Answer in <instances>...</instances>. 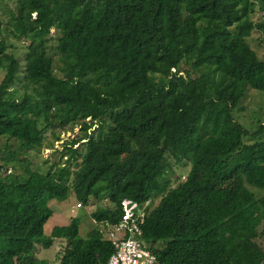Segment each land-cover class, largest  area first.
I'll use <instances>...</instances> for the list:
<instances>
[{
	"label": "trees",
	"instance_id": "16d2710c",
	"mask_svg": "<svg viewBox=\"0 0 264 264\" xmlns=\"http://www.w3.org/2000/svg\"><path fill=\"white\" fill-rule=\"evenodd\" d=\"M257 3L264 10V0H17L12 34L27 41L19 99L9 90L21 62L0 15V138L18 143L0 157V264H50L34 254L55 238L65 241L59 264H106L104 232L130 197L158 202L139 226L159 264H264V193L249 188H264V120L249 131L234 115L264 72L246 40L258 27L264 43ZM76 126L64 162L14 171L18 151ZM170 159L190 162L177 186ZM72 194L114 207L93 213L102 228L85 237L76 217L46 234L50 199Z\"/></svg>",
	"mask_w": 264,
	"mask_h": 264
},
{
	"label": "rangeland",
	"instance_id": "374dc122",
	"mask_svg": "<svg viewBox=\"0 0 264 264\" xmlns=\"http://www.w3.org/2000/svg\"><path fill=\"white\" fill-rule=\"evenodd\" d=\"M17 5V0H0V15L3 22V37L10 44L9 51L14 53L16 57L21 62L20 72L17 75V79L15 83H13L10 87L9 94L16 99H19L22 96L24 91L22 85L25 83V66H26V54H27V41L15 39L12 34V12L15 11ZM251 19L254 22L263 20L264 21V10L258 6L253 10L251 15ZM51 32L55 33L54 28L51 29ZM261 34L262 29L256 28L253 30L251 35L248 36L247 43L253 48L261 58H264V43L261 42ZM56 39L51 38L50 40V53L54 56L56 63H59V52L56 48ZM185 68H189L188 64H181L180 69L185 70ZM5 69H0V82L3 79L5 74ZM151 77L156 82H162L161 79L163 76L160 73L151 74ZM243 108L235 109L234 115L236 119L242 123L246 129L249 131H254L258 128L259 123L264 120V72L260 73L257 78L252 79V87L239 103ZM90 120V118H89ZM106 122H109V117H106ZM97 128L95 125L91 128V132H93ZM59 134V137H57ZM82 134L80 126L74 127V129L70 130H61L58 129L57 133L48 130L45 135V143L44 146L40 150H31V151H18L15 154L16 159L20 162L17 163L15 172H22L25 163L24 160H28V166L31 169H38L44 171L48 168L51 163L54 162H64V159L67 157H63V151L65 150L64 144L79 135ZM8 141V148L6 147V142ZM18 143L13 140H7L6 136L0 138V157L3 155V152H10L16 149ZM20 150V149H19ZM63 157V158H62ZM62 159V161H61ZM171 160L173 174L171 177L173 179V186H177L179 184V180L183 179L186 176V173L190 167V162H186V164H180L173 162ZM2 167H4L2 165ZM13 170V168H12ZM11 170L7 169V173ZM12 172V171H11ZM5 174L4 169L0 171V175L3 176ZM249 188L257 194L264 193V188H256L253 186H249ZM80 203V205H79ZM158 203V202H157ZM152 204L154 207L156 204ZM50 207L53 209V214L48 218L44 225L43 231L46 234H49L51 229L54 226H64L70 223L72 218L76 217L80 220V229L78 233L85 237L87 233L96 227L102 225L100 224L98 219L93 216V213L100 209L102 211L107 210V208L111 207L113 209L114 205L111 203L109 199H103L96 203L94 201V205L83 204L79 199L72 194L68 199L64 201H60L57 198H52L49 201ZM73 206V207H72ZM260 229L263 231L262 234L257 238L258 244L264 249V219L259 220ZM106 230V229H105ZM109 230V228H108ZM108 230L104 233V237H106ZM145 241V240H144ZM146 245V242L143 243ZM65 245V241L63 239L55 238L52 245L49 247H40L37 246L35 250V257L37 258H45L49 261L50 264H59V259L57 257L58 254H61L63 251V247Z\"/></svg>",
	"mask_w": 264,
	"mask_h": 264
},
{
	"label": "built area",
	"instance_id": "2783aa9c",
	"mask_svg": "<svg viewBox=\"0 0 264 264\" xmlns=\"http://www.w3.org/2000/svg\"><path fill=\"white\" fill-rule=\"evenodd\" d=\"M152 204L154 202L147 200L139 206L131 197L122 201V216L110 226L105 237L113 246L106 264H159L158 256L143 244L145 241L139 226V220L150 215Z\"/></svg>",
	"mask_w": 264,
	"mask_h": 264
},
{
	"label": "crops",
	"instance_id": "0c3cea01",
	"mask_svg": "<svg viewBox=\"0 0 264 264\" xmlns=\"http://www.w3.org/2000/svg\"><path fill=\"white\" fill-rule=\"evenodd\" d=\"M73 207V206H72ZM79 219V218H78ZM80 221V220H79Z\"/></svg>",
	"mask_w": 264,
	"mask_h": 264
}]
</instances>
